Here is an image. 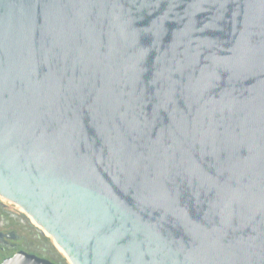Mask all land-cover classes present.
I'll return each mask as SVG.
<instances>
[{"label":"water","instance_id":"1","mask_svg":"<svg viewBox=\"0 0 264 264\" xmlns=\"http://www.w3.org/2000/svg\"><path fill=\"white\" fill-rule=\"evenodd\" d=\"M0 197L71 264H264V0H0Z\"/></svg>","mask_w":264,"mask_h":264},{"label":"flooded vegetation","instance_id":"2","mask_svg":"<svg viewBox=\"0 0 264 264\" xmlns=\"http://www.w3.org/2000/svg\"><path fill=\"white\" fill-rule=\"evenodd\" d=\"M55 244L21 207L0 197V264H19L33 257L70 264Z\"/></svg>","mask_w":264,"mask_h":264},{"label":"rangeland","instance_id":"3","mask_svg":"<svg viewBox=\"0 0 264 264\" xmlns=\"http://www.w3.org/2000/svg\"><path fill=\"white\" fill-rule=\"evenodd\" d=\"M5 200V199H4ZM6 202H8L7 200H5ZM23 210V209H22ZM24 211V210H23ZM25 212V211H24ZM31 217V216H30ZM32 218V217H31ZM32 220L35 222V220L32 218ZM36 223V222H35ZM55 243V242H54ZM56 245V244H55ZM57 246V245H56ZM60 250V249H59ZM62 253H63V251L62 250H60ZM64 254V253H63ZM67 258V257H66ZM68 262L70 263V261L68 260ZM71 264V263H70Z\"/></svg>","mask_w":264,"mask_h":264}]
</instances>
